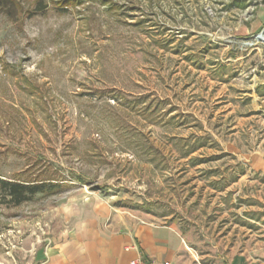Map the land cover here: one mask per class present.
I'll list each match as a JSON object with an SVG mask.
<instances>
[{"label":"rangeland","instance_id":"obj_1","mask_svg":"<svg viewBox=\"0 0 264 264\" xmlns=\"http://www.w3.org/2000/svg\"><path fill=\"white\" fill-rule=\"evenodd\" d=\"M259 13L264 0H0V177L58 185L17 206L0 193V264H39L95 203L177 223L212 256L264 246L219 104L238 85L225 61L264 53L236 34Z\"/></svg>","mask_w":264,"mask_h":264},{"label":"crops","instance_id":"obj_2","mask_svg":"<svg viewBox=\"0 0 264 264\" xmlns=\"http://www.w3.org/2000/svg\"><path fill=\"white\" fill-rule=\"evenodd\" d=\"M261 15V16H260ZM264 13L249 24L239 25L237 35L258 32ZM227 48V47H226ZM228 50V48H227ZM264 53L241 54L226 60L236 69V91L223 92L219 104L233 118L230 138L222 145L243 167L237 188L248 182L256 187V199L264 204ZM227 81V80H226ZM219 99L220 97H216ZM242 185V186H241ZM70 219L72 227L58 235L42 251L39 264H133L137 261L170 264H264V246L257 242L239 248L235 244L224 255L202 252L195 237L177 223H157L146 217L113 210L105 203L89 204ZM81 215V216H79Z\"/></svg>","mask_w":264,"mask_h":264},{"label":"trees","instance_id":"obj_3","mask_svg":"<svg viewBox=\"0 0 264 264\" xmlns=\"http://www.w3.org/2000/svg\"><path fill=\"white\" fill-rule=\"evenodd\" d=\"M58 185L47 182H26L17 180H4L0 177V193L4 202L21 205L37 194L50 193ZM3 204V203H1Z\"/></svg>","mask_w":264,"mask_h":264},{"label":"built area","instance_id":"obj_4","mask_svg":"<svg viewBox=\"0 0 264 264\" xmlns=\"http://www.w3.org/2000/svg\"><path fill=\"white\" fill-rule=\"evenodd\" d=\"M262 46L264 48V27L260 32L253 34L250 38L241 41V49H254ZM264 64V60H263ZM133 264H170L169 262L159 263V262H144L142 260L137 261Z\"/></svg>","mask_w":264,"mask_h":264}]
</instances>
